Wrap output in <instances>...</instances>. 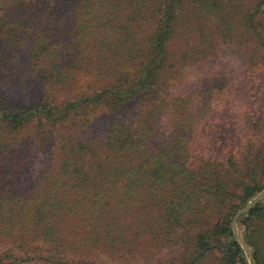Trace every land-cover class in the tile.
Returning <instances> with one entry per match:
<instances>
[{
  "label": "trees",
  "instance_id": "trees-1",
  "mask_svg": "<svg viewBox=\"0 0 264 264\" xmlns=\"http://www.w3.org/2000/svg\"><path fill=\"white\" fill-rule=\"evenodd\" d=\"M58 1L0 0V88L43 89L0 95V264H252L232 220L264 190V99L217 155L228 77L170 84L228 39L264 63V0ZM238 223L264 264V201Z\"/></svg>",
  "mask_w": 264,
  "mask_h": 264
},
{
  "label": "rangeland",
  "instance_id": "rangeland-1",
  "mask_svg": "<svg viewBox=\"0 0 264 264\" xmlns=\"http://www.w3.org/2000/svg\"><path fill=\"white\" fill-rule=\"evenodd\" d=\"M63 3V0L58 1L56 7L60 10L64 7L65 3ZM184 28H187V24ZM183 33L187 37L185 41L187 49L191 50L194 48L195 53L197 50L200 52V50L205 49L203 45L199 44L204 43V41H199V39L196 41L192 35L188 36L187 33ZM245 39L243 38L242 42L234 40L235 42L232 43L229 42L232 40L228 39L226 43L220 44L207 56H199L192 59L189 65L178 70L170 84L171 93L179 94L196 89L201 77H228L231 91L228 93L227 97L221 98L220 101L215 104V113L210 119V123L217 126L222 133L219 137L220 145L217 150V155L223 153L225 146L229 144L234 145L235 143L240 144V142H242L240 129L245 122L244 120L247 121L248 117L260 110L264 99V63L263 60L262 62L259 60L258 63L255 62L254 65L251 64L249 61V54L250 51H252L253 45L249 43V41L244 43L247 40ZM195 44H198V47H196ZM76 82L79 87H89L92 84L90 77L80 75L76 77ZM0 95L8 97L13 105L19 107H35L41 102L43 89L39 84L30 90H22L16 86L6 84L0 88ZM225 102L231 104L226 105ZM92 124L96 134L103 133L107 129L105 114L95 115ZM253 200L249 201L247 204ZM262 201H264V198L259 203ZM247 204L239 210L244 208ZM242 216H240L239 219ZM238 221L237 225L240 231ZM240 234L242 235L241 231ZM249 249L252 252L250 247Z\"/></svg>",
  "mask_w": 264,
  "mask_h": 264
},
{
  "label": "water",
  "instance_id": "water-1",
  "mask_svg": "<svg viewBox=\"0 0 264 264\" xmlns=\"http://www.w3.org/2000/svg\"><path fill=\"white\" fill-rule=\"evenodd\" d=\"M263 198H264V191L262 193H260L252 202H250L244 208H242L241 210H239L235 214V216L233 218V221H232L233 234H234L235 238L237 239V241L240 243V245L243 247V249L248 254L249 259H250V261H251L252 264H256L254 255L251 252V250L249 249V247L246 244V242L244 241L242 235L240 234V231H239L238 225H237V221H238V219H239L240 216L244 215L245 213H247L248 211H250L251 209H253Z\"/></svg>",
  "mask_w": 264,
  "mask_h": 264
}]
</instances>
